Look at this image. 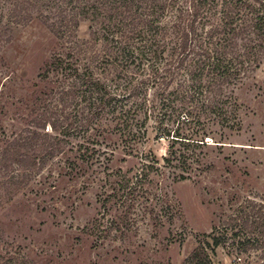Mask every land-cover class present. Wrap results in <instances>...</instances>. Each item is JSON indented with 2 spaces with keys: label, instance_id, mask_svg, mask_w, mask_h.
Masks as SVG:
<instances>
[{
  "label": "trees",
  "instance_id": "1",
  "mask_svg": "<svg viewBox=\"0 0 264 264\" xmlns=\"http://www.w3.org/2000/svg\"><path fill=\"white\" fill-rule=\"evenodd\" d=\"M5 10L18 23L41 19L58 38L39 74L55 83L42 117L60 131L55 150L63 137L83 133L78 158L102 163L109 153L97 148L100 138L116 131L126 154L140 157L137 169H119L98 195L105 210L116 201L123 221L165 212L153 175L170 167L179 180L191 178L205 155L197 149L212 144L207 138L219 128L224 146V131L240 129L233 88L264 62V0H0V17ZM84 20L92 21L89 40L78 37ZM148 124L170 142L163 164L138 152ZM201 236L182 264H215L224 246L256 252L246 264H264V203L247 200Z\"/></svg>",
  "mask_w": 264,
  "mask_h": 264
},
{
  "label": "rangeland",
  "instance_id": "2",
  "mask_svg": "<svg viewBox=\"0 0 264 264\" xmlns=\"http://www.w3.org/2000/svg\"><path fill=\"white\" fill-rule=\"evenodd\" d=\"M91 25L82 21L78 37L91 39ZM0 26V264H182L201 235L234 209L247 200L264 203V62L233 88L240 129L225 130L227 142L219 146L217 128L207 138L212 144L197 149L205 155L191 178L179 180L180 170L170 167L153 175L165 212H137L123 221L116 201L105 210L98 195L119 169H137L140 157L126 154L116 131L100 138L97 148L109 153L102 163L78 158L83 133L63 137L55 150L60 131L42 121L55 83L39 74L58 38L41 19L18 23L7 10ZM148 126L138 152L163 164L170 142L156 139ZM257 254L224 246L214 262L246 264Z\"/></svg>",
  "mask_w": 264,
  "mask_h": 264
}]
</instances>
